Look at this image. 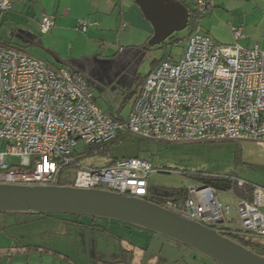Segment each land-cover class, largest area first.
<instances>
[{
  "label": "built area",
  "instance_id": "built-area-1",
  "mask_svg": "<svg viewBox=\"0 0 264 264\" xmlns=\"http://www.w3.org/2000/svg\"><path fill=\"white\" fill-rule=\"evenodd\" d=\"M197 14L178 61L162 59L143 79L125 121L99 107L80 72L56 69L20 48L0 42V183L41 186L58 182L74 168L69 185L108 189L145 199L149 177L162 173L146 160L128 157L104 167H85L73 154L77 143L104 145L119 133L141 139L183 143L252 141L264 145V50L239 45L242 28H232L234 43L214 42L200 30V20L214 0H191ZM12 9L0 0V13ZM97 23L77 19L85 33ZM53 17L43 13L39 29L48 33ZM124 28V25L121 26ZM16 158L17 162H11ZM231 185L250 199L231 193L234 206L219 191L201 183L185 188L182 202L162 207L224 233L264 238V188L238 177ZM234 217L238 225L230 226Z\"/></svg>",
  "mask_w": 264,
  "mask_h": 264
},
{
  "label": "rangeland",
  "instance_id": "rangeland-1",
  "mask_svg": "<svg viewBox=\"0 0 264 264\" xmlns=\"http://www.w3.org/2000/svg\"><path fill=\"white\" fill-rule=\"evenodd\" d=\"M184 1L191 6L190 1ZM259 21L256 28L246 26L245 35L264 50V13ZM124 25L126 30H120L118 25L113 32L106 33L105 42L73 50L75 68L85 75L97 105L122 121L128 118L139 83L152 70L153 63L166 57L178 61L190 34L187 27L160 45L150 47L141 31L139 37L130 35L129 25L126 22ZM30 29L27 36L23 35L7 13H0L3 44L20 46L27 54L50 61L42 45L48 35ZM82 37L79 32L71 35L74 43L79 44L83 43ZM100 44L106 49H99ZM5 147L2 142L0 150ZM73 156L85 167H104L128 157L146 160L162 170L149 177L152 191L205 183L219 191L220 200L229 202L231 193L236 192L229 177L264 188V145L252 141L164 143L119 133L116 141L101 149L95 146L89 149L78 142ZM10 161L14 163L17 159ZM73 173L74 168L62 171L58 184H69ZM37 218H42L40 223H22ZM123 250L133 253L128 264H215L164 237L117 222L72 215L0 214V264H122L118 262Z\"/></svg>",
  "mask_w": 264,
  "mask_h": 264
},
{
  "label": "water",
  "instance_id": "water-1",
  "mask_svg": "<svg viewBox=\"0 0 264 264\" xmlns=\"http://www.w3.org/2000/svg\"><path fill=\"white\" fill-rule=\"evenodd\" d=\"M152 28L150 47L187 28L188 8L178 0H133ZM0 214L72 215L108 220L145 230L184 246L215 264H264V256L228 233L185 219L149 200L108 189L72 185L0 183Z\"/></svg>",
  "mask_w": 264,
  "mask_h": 264
},
{
  "label": "crops",
  "instance_id": "crops-1",
  "mask_svg": "<svg viewBox=\"0 0 264 264\" xmlns=\"http://www.w3.org/2000/svg\"><path fill=\"white\" fill-rule=\"evenodd\" d=\"M10 1L12 9L7 12V15L17 24L23 35L27 36V31L31 30L30 27L40 32L39 23L43 13L53 17V27L50 32L45 33L48 36L43 38L42 45L47 50L45 52L50 58V61H44L56 69L64 68L79 72L74 65L76 62V57L73 53L74 47L76 50L80 49L81 51L84 50L85 44L90 47V45L97 42H105V34L113 32L118 25L120 30L127 29L124 22L130 27V30H128L130 35L136 34L139 37L141 31L143 35L141 37L145 38V40H149L152 35L150 24L143 18L133 0ZM188 1L191 2V6L187 5V3L186 5L191 10H194L193 2L191 0ZM261 13H264V0H214L212 7L201 18L199 26L204 34L214 42L222 45H232L234 39L231 29L241 27L243 36L237 43L247 49H251L255 44L260 48L259 43H252L250 37L245 35V27L250 25L256 28V25L260 23L259 17ZM79 18H89L97 24L89 27L85 33H82L76 28L77 19ZM122 25H124L123 29L121 28ZM75 32L83 34L82 44L74 43V40H72L71 35ZM26 36L23 37L25 40L27 39ZM37 44H39L38 40ZM103 45L100 44L99 49L105 50L106 47ZM15 47L22 49L20 46ZM120 51H122V48H119ZM160 192H163V190ZM234 194L237 197L250 199L249 194L246 196L244 194L239 195L237 192ZM234 202L231 199L228 203L234 206ZM41 220L42 218H37L26 220L22 223H40ZM236 221L232 217L228 220V223L230 226H237L238 222ZM29 246L34 247L32 245Z\"/></svg>",
  "mask_w": 264,
  "mask_h": 264
},
{
  "label": "trees",
  "instance_id": "trees-1",
  "mask_svg": "<svg viewBox=\"0 0 264 264\" xmlns=\"http://www.w3.org/2000/svg\"><path fill=\"white\" fill-rule=\"evenodd\" d=\"M180 1V0H178ZM183 5H185L188 8V23H187V27L189 28L190 33L193 31V27L195 25V20L198 17L195 10H191L187 5L185 1H180ZM160 62V61H159ZM159 62H154L152 69L154 67H156V65ZM71 71V70H70ZM76 72V71H73ZM83 75V74H82ZM85 78V75H83ZM86 79V78H85ZM87 81V80H86ZM142 81L143 79H141L139 86L141 87L142 85ZM117 139V138H116ZM109 142V143H113L114 141ZM107 143V144H109ZM104 144V145H107ZM104 145H96L95 147L101 149L102 146ZM90 149V147H89ZM64 185H69V184H64ZM237 194L239 195H243L244 193L241 190H236ZM185 194H186V190L184 187L182 188H173V189H168L162 192L161 195H157L155 193V191H151L150 195L148 197H146V200H149L159 206H162L164 204V202L166 201H173L176 203L182 202L185 198ZM36 216H40V217H50V216H54V215H36ZM94 219V218H93ZM77 224H80L79 222H77ZM228 236L234 240L235 242L239 243L242 246H245L247 248H250L254 253L258 254V255H262L264 256V238H250L247 236H244L242 234L239 233H228ZM170 241V240H169ZM172 242V241H171ZM175 245L177 246H181L179 244H176L175 242H173ZM133 253L130 251H126L123 250L121 251L120 254V261L118 263H122V264H128L129 260L132 258Z\"/></svg>",
  "mask_w": 264,
  "mask_h": 264
},
{
  "label": "flooded vegetation",
  "instance_id": "flooded-vegetation-1",
  "mask_svg": "<svg viewBox=\"0 0 264 264\" xmlns=\"http://www.w3.org/2000/svg\"><path fill=\"white\" fill-rule=\"evenodd\" d=\"M161 190H159V191H155V193L157 194V195H161L162 194V192H160Z\"/></svg>",
  "mask_w": 264,
  "mask_h": 264
}]
</instances>
